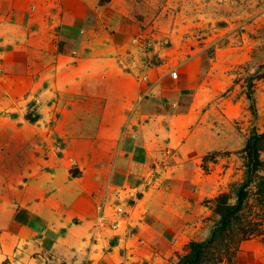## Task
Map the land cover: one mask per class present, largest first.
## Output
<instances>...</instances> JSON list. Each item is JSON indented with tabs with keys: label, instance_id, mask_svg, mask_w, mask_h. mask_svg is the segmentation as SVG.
Listing matches in <instances>:
<instances>
[{
	"label": "rangeland",
	"instance_id": "obj_1",
	"mask_svg": "<svg viewBox=\"0 0 264 264\" xmlns=\"http://www.w3.org/2000/svg\"><path fill=\"white\" fill-rule=\"evenodd\" d=\"M14 1L0 10V50L18 44L26 58L0 60V213L42 199L52 180L73 185L57 210L58 248L6 238L0 264H178L210 236L216 198L243 180L249 133L264 132V77L254 111L246 96L264 67V0ZM155 31L160 58L149 60L192 71L185 88L170 95L163 83L138 101L146 86L133 69ZM239 217L196 264L262 262L264 196L250 195ZM243 227L254 230L240 238Z\"/></svg>",
	"mask_w": 264,
	"mask_h": 264
},
{
	"label": "crops",
	"instance_id": "obj_2",
	"mask_svg": "<svg viewBox=\"0 0 264 264\" xmlns=\"http://www.w3.org/2000/svg\"><path fill=\"white\" fill-rule=\"evenodd\" d=\"M3 2V0H0ZM0 2V10L3 13L9 12L13 5L15 4L14 0L7 1L9 4L7 6L6 10H3L4 7L1 5ZM152 39L149 44H147L148 47H151L149 50H146V52L138 53V65L134 67L133 73L136 77V75L139 76V81L144 83L146 88L141 90L137 89L135 94L137 96L138 101L140 100H146V98H156L157 90L162 89V84L165 83L167 90L170 95L174 94V91H179V88H185L188 86V79L191 75L192 69L189 68V63H184L178 68V76L177 79L173 80L169 78L168 72H161L160 67L161 65H155L152 63V58H160V48L157 45L156 46L154 42V38L159 36V33L152 32L151 33ZM133 41V40H132ZM7 41L5 38H2L0 40V47H4L5 43ZM133 43V42H132ZM119 45V44H118ZM7 46V45H6ZM6 49V50H4ZM23 51H21L18 47V44H16L14 47L10 48H2L0 50V60L3 59V63H10L15 64L19 63L21 59H25V55H23ZM150 57V60L148 58ZM60 58L61 54L57 55L56 59V68L55 71L58 70V67L60 66ZM157 61V60H156ZM1 64V61H0ZM131 72V74L133 75ZM128 76V77H129ZM150 86V87H148ZM179 86V88H178ZM50 87V85H49ZM178 88V89H177ZM153 95V96H151ZM172 106H176V104H172ZM125 133V132H124ZM124 135V134H123ZM139 135H137L138 138ZM143 142H141V145ZM156 164V163H155ZM158 164V163H157ZM156 164V166H157ZM161 165V164H160ZM161 168V167H160ZM162 169V168H161ZM76 179V178H74ZM67 186L70 187L73 185V180H70L67 182ZM25 186V189H28L31 187V181L28 179L23 183ZM67 186L63 183H60V181L52 180L44 186L45 192H48V195H44L42 199L38 200L37 202L31 201V202H23L18 201L16 204L11 205V207L8 208L7 211H4V213H0V220L6 224V230L0 231V247L2 250H4V240L8 238L9 240H14L13 244L15 247L17 244H19V241H27L26 243H30V239L34 238V235H39L38 238H34L33 241H41L42 239H45L46 243H51L52 246H55L58 248V241L53 242V236L52 234L56 231H60L59 225L61 224V219L63 217L60 216L59 212H57L58 209H61L64 204V199L62 198V195L64 192L68 191L66 188ZM35 204H40L42 207L41 212L35 211ZM50 204V206H48ZM45 205L48 207L45 208ZM49 210L52 212L49 213ZM115 221L114 218L109 219L108 225H111V222ZM49 228H51L52 232L48 231ZM62 231V230H61ZM73 232V230L68 229L67 237L71 238L73 240L72 236H70V233ZM178 241H175L173 247L177 244ZM27 247V246H25ZM172 247V248H173ZM22 249H26L22 247ZM1 250V251H2ZM7 256V257H6ZM9 255H1L2 259H8ZM38 260V259H36ZM255 262V261H254ZM258 264H264V259H262L261 263Z\"/></svg>",
	"mask_w": 264,
	"mask_h": 264
},
{
	"label": "trees",
	"instance_id": "obj_3",
	"mask_svg": "<svg viewBox=\"0 0 264 264\" xmlns=\"http://www.w3.org/2000/svg\"><path fill=\"white\" fill-rule=\"evenodd\" d=\"M263 71L261 74L259 73ZM255 71L250 75L246 81L247 99L251 102L250 109L254 111L253 101V81L264 77V67ZM243 153L246 156L244 162L243 180L235 185H232L230 192L221 194L216 198L215 211L218 215V220L213 226L210 236L200 242H193L190 245V252L183 256L178 264H196L199 261L202 252L207 250L218 237H224L225 233L230 230L234 220H240V212L242 206L249 199L250 195H254L262 200L264 196V175L260 173L263 171L264 163L260 160V153L264 150V132L258 133L252 130L243 147ZM233 196L235 200L234 205L227 203L228 199ZM253 228L243 227L240 229V238L245 235L252 234Z\"/></svg>",
	"mask_w": 264,
	"mask_h": 264
},
{
	"label": "built area",
	"instance_id": "obj_4",
	"mask_svg": "<svg viewBox=\"0 0 264 264\" xmlns=\"http://www.w3.org/2000/svg\"><path fill=\"white\" fill-rule=\"evenodd\" d=\"M133 41L136 42L137 40L135 39ZM168 75H169L170 79L175 80V79H177L178 73L176 72V70H171ZM151 96H153V95H151ZM114 212H115L114 216H117L122 212V210H121V208L116 207ZM99 219L102 220L103 217H101ZM109 226H111L113 229H115L117 227V220L115 219V221H112L111 225H109Z\"/></svg>",
	"mask_w": 264,
	"mask_h": 264
}]
</instances>
